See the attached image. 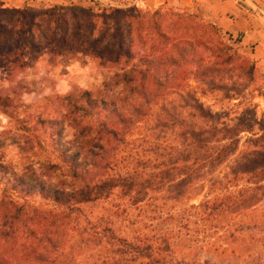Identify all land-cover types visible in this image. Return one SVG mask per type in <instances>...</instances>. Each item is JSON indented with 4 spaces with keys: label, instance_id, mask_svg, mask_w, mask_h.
I'll return each instance as SVG.
<instances>
[{
    "label": "rangeland",
    "instance_id": "rangeland-1",
    "mask_svg": "<svg viewBox=\"0 0 264 264\" xmlns=\"http://www.w3.org/2000/svg\"><path fill=\"white\" fill-rule=\"evenodd\" d=\"M23 2L0 0V10H26L35 15L37 22L33 29L37 48H14L11 54L5 51L19 38L17 32L21 18L18 14L13 17L12 34L0 36V99L9 101V107L0 109H6L0 113V132H7L20 143L30 137L39 139L35 150L26 155L21 154L16 146H5L0 150L1 164L18 174L32 169L49 185L68 191L73 189L75 181L71 178L70 165L64 161L59 147L73 140L77 131L64 117L67 110L61 105V100L82 92L97 94L103 80L122 67V64L102 63L80 50V43L103 47L112 41V26L108 21L102 22L101 9L136 8L147 13L143 26H138L136 20L128 24L132 33L129 42L138 56L150 49L152 35L145 38L141 30L151 34V26L155 30L161 26L163 32L168 27L172 33L185 35L188 39L193 36L201 38L212 48L203 55L205 64H218V68H223L219 76L229 85L231 80L236 81L242 96L236 101L226 100V96L232 93L212 91L207 85L197 82L193 78L195 69L192 66L185 67L189 73L187 91L194 94L209 113L216 114L220 122H231L247 104L256 105L258 117L264 118V61H256L251 54L244 53L236 41L238 37L231 39L212 31L199 11L172 7L162 0H29L25 6L21 4ZM157 10L163 14L183 11L198 17L197 20L182 17L176 22L169 15L152 17L151 14ZM18 56H22L21 61ZM151 107L149 115L142 117L132 129V137L127 143L132 141L134 145L124 146L119 154L123 159L118 167L121 174L137 167L138 160L144 163L146 172L154 170L153 166H159L161 159L155 161L158 155L148 152L140 142L142 139L166 151L175 150L180 146L181 136L205 124L176 94L165 93ZM49 120L62 125V134L53 127L45 129L41 122ZM241 137L243 143L250 136ZM234 158L180 190L170 186L160 191L127 195L115 189L97 204L84 208L85 216L97 218L99 225L135 245L140 240H147L149 244L167 241L170 253L166 255L173 264L181 261L264 264V190L255 191V187L246 180H232L229 173ZM2 191L3 185H0V201ZM253 193L259 201L245 206L247 201H243ZM14 198H19L18 202L22 203L21 198L24 197L14 195ZM29 200L41 214L60 211L53 202L40 195ZM72 216L64 233H61L64 244L57 257L68 256L78 264H131L104 239L83 232L76 212Z\"/></svg>",
    "mask_w": 264,
    "mask_h": 264
},
{
    "label": "trees",
    "instance_id": "trees-1",
    "mask_svg": "<svg viewBox=\"0 0 264 264\" xmlns=\"http://www.w3.org/2000/svg\"><path fill=\"white\" fill-rule=\"evenodd\" d=\"M100 11L102 22L108 21L112 26V41L103 47L80 43V50L102 63L122 64V67L103 80L97 94L82 92L61 100V105L67 110L64 117L77 131L73 140L59 147L64 161L70 165L71 178L75 181L72 190L49 185L32 169H25L18 174L0 162V185H3L0 201V264H78L68 256H56L64 244L61 233L69 225L73 212L80 216L83 232L104 239L127 263L142 261L140 264H173V260L166 255L170 253L167 241L149 244L147 240H140L135 245L116 236L113 230L99 225L97 218L85 216L84 208L97 204L115 189L127 195L160 191L170 186L180 190L202 178L204 173L215 172L232 157H235L229 173L232 180H246L255 187V191L264 190V118L258 117L257 106L247 104L234 120L220 122L216 114L209 113L186 89L189 73L185 67L192 66L195 69L193 78L197 82L207 85L212 91L232 93L226 96L228 101L241 98L242 90L237 82L231 80L229 85L219 76L223 68H218V64H205L203 55L205 51L212 50L211 46L195 36L188 39L185 35L174 34L168 27L163 32L161 26L156 30L151 26V34L142 27L145 38L149 35L154 38L150 36L152 44L149 51L138 56L129 42L132 33L128 24L136 20L138 26H143L147 13L136 8ZM15 14L21 18V27L17 32L18 40L10 43L5 50L8 54L14 48L25 50L31 46L38 47L33 30L37 25L36 18L26 10H0V36L12 34ZM159 15L160 18L169 15L176 22L181 21L182 17L195 20L198 17L183 11L163 14L157 10L151 14L152 17ZM206 26L232 39L230 34L214 24L208 22ZM236 41L240 43L239 39ZM18 58L21 61L22 56ZM167 92L181 98L195 116L205 122L204 126L193 128L187 135L181 136L180 146L175 150L166 151L142 139L140 142L147 147L148 152L152 151L153 156L158 155L155 161L161 159L159 166H153L154 170L146 172L144 163L138 160L137 167L128 169L125 174L119 173V164L123 162L119 154L123 152L124 146L134 145L132 141L127 143L132 137V129L142 117L149 115L151 106L156 105ZM2 107H9L8 99H0V109ZM3 111L6 109L0 110V113ZM89 120H92L91 124H88ZM41 124L45 129L53 127L58 134L63 132L62 125L57 121H42ZM242 135L250 137H246L242 143ZM38 144L39 139L36 137L20 143L7 132H0V150L5 146H16L21 154L26 155L33 152ZM14 195L24 197L21 198L23 202L19 203V198L15 199ZM34 195L53 202L60 211L41 214L30 203L29 199ZM217 201L219 199L214 201L213 207ZM258 201L259 198L253 193L243 203L252 206ZM235 208L238 209V206ZM161 245L165 248L162 249ZM177 264L211 263L181 261Z\"/></svg>",
    "mask_w": 264,
    "mask_h": 264
},
{
    "label": "crops",
    "instance_id": "crops-1",
    "mask_svg": "<svg viewBox=\"0 0 264 264\" xmlns=\"http://www.w3.org/2000/svg\"><path fill=\"white\" fill-rule=\"evenodd\" d=\"M23 1L21 4L29 0ZM162 1L172 7L199 11L208 22L238 37L244 53L251 54L256 61H264V0Z\"/></svg>",
    "mask_w": 264,
    "mask_h": 264
}]
</instances>
